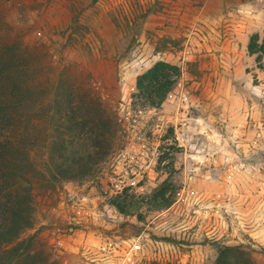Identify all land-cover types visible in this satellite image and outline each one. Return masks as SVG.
I'll return each instance as SVG.
<instances>
[{"label":"rangeland","instance_id":"obj_1","mask_svg":"<svg viewBox=\"0 0 264 264\" xmlns=\"http://www.w3.org/2000/svg\"><path fill=\"white\" fill-rule=\"evenodd\" d=\"M255 33L264 38V0H0V96L14 110L0 187L32 202L30 264H127L134 243L133 264H217L221 246L264 264ZM158 62L179 68L177 85L159 107L133 100ZM58 89L76 116L88 105L116 123L111 149L74 181L50 177ZM108 241L118 254L99 250Z\"/></svg>","mask_w":264,"mask_h":264},{"label":"trees","instance_id":"obj_2","mask_svg":"<svg viewBox=\"0 0 264 264\" xmlns=\"http://www.w3.org/2000/svg\"><path fill=\"white\" fill-rule=\"evenodd\" d=\"M248 52L251 56H256V62L259 63L264 57V38L257 33L253 34ZM180 76L178 67L158 62L138 78L137 92L132 98L144 99L152 107H159L175 88ZM59 89L56 93L55 113L56 123L59 124L61 132L54 135L52 143L54 149L58 150V155L57 157L51 155L54 169H50V177L53 181L63 179L74 181L88 176L90 171L86 170L96 161L94 153L97 148L108 151L111 149L110 141L116 131V123L109 115L106 116L105 111L88 105L86 114L81 116V119L73 112L74 99ZM2 97L5 101L0 96V133L7 128L9 120L7 112L14 111L9 109V97L6 95ZM12 149L14 142L0 135V161L11 163L14 157L10 158L9 151ZM2 189L0 187V264H30L38 254L34 252L33 247L34 243L38 242V237L34 234L29 238H23V235L34 228L32 202L21 198L22 193L19 190H12L10 193L14 198L7 199ZM25 195L30 196V192ZM216 248L217 264H256L252 254L243 251L242 247ZM34 262L36 259L32 261Z\"/></svg>","mask_w":264,"mask_h":264},{"label":"built area","instance_id":"obj_3","mask_svg":"<svg viewBox=\"0 0 264 264\" xmlns=\"http://www.w3.org/2000/svg\"><path fill=\"white\" fill-rule=\"evenodd\" d=\"M134 184V183H132ZM99 250L108 255H116L120 252L119 247L112 241L105 242ZM141 250V246L137 243L132 244L127 251L124 252V263L133 264L134 259Z\"/></svg>","mask_w":264,"mask_h":264}]
</instances>
